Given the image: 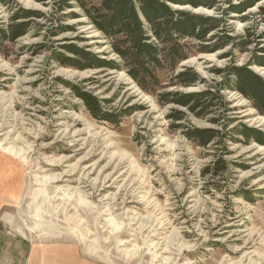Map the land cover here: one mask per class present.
Here are the masks:
<instances>
[{
    "label": "rangeland",
    "instance_id": "374dc122",
    "mask_svg": "<svg viewBox=\"0 0 264 264\" xmlns=\"http://www.w3.org/2000/svg\"><path fill=\"white\" fill-rule=\"evenodd\" d=\"M237 69L264 82V0H0V264H264V142L243 133L264 114Z\"/></svg>",
    "mask_w": 264,
    "mask_h": 264
},
{
    "label": "trees",
    "instance_id": "16d2710c",
    "mask_svg": "<svg viewBox=\"0 0 264 264\" xmlns=\"http://www.w3.org/2000/svg\"><path fill=\"white\" fill-rule=\"evenodd\" d=\"M111 2V1H110ZM114 2L111 3V6H113ZM123 3L125 4L126 2L123 1ZM110 5V3H109ZM126 5V4H125ZM123 6V10L119 12V14L121 16L126 14V10L127 8L126 6ZM110 6V7H111ZM109 7V8H110ZM156 7V5H155ZM160 8H151V7H146L143 10V14L145 16V18L149 21V22H154V18L155 16H157L158 14L161 13H168L167 11L164 10V6L160 5ZM166 10H168L166 8ZM169 11V10H168ZM132 12V11H131ZM129 13V17H128V21L129 23L127 25H125V29L126 30H130V28L132 26H137L138 30H140V28L142 27L141 21L139 19V15L136 11H133V13ZM171 11H169L170 14ZM158 13V14H157ZM186 17V21L184 22V26L186 27L187 30L193 31V33L195 32V27L202 21H206L204 20L201 16H193L191 14H184ZM119 16V15H118ZM23 29V28H22ZM23 32H20V34H22ZM192 33V34H193ZM17 36L19 35L16 34ZM144 50V53H147V56L151 57L153 60H155L154 55H156L157 51L155 48H152L150 46L147 45H142L139 48V51ZM87 56V55H86ZM96 60V59H95ZM234 74L235 76H237V89L244 94L245 96H247L248 98H250L251 100L256 102V107L264 114V82L258 78V76L254 75L253 73H251L250 71H247L245 69H237L234 70ZM185 75H181V78L184 77ZM196 80L195 75H193V78L188 81L183 83L184 86H190L191 84H193ZM180 96V104L184 105V106H188L190 105V103L192 102V98L194 96L192 95H185V94H178ZM86 102L87 106L92 109L94 108L93 106H96L93 103H90L93 100L95 101L96 99L92 98V97H88L87 95H80ZM196 107H192V110H195ZM93 110V109H92ZM244 135L246 138L248 139H255L256 141H258L259 143L264 142V136L254 130H249L246 129L244 130ZM214 134H216L214 131L212 130H200V129H196L194 130L193 133H191V138H194L195 140H197L201 145L205 146L207 145L209 142H211L214 139Z\"/></svg>",
    "mask_w": 264,
    "mask_h": 264
},
{
    "label": "crops",
    "instance_id": "0c3cea01",
    "mask_svg": "<svg viewBox=\"0 0 264 264\" xmlns=\"http://www.w3.org/2000/svg\"><path fill=\"white\" fill-rule=\"evenodd\" d=\"M5 174V173H4ZM0 175V210L5 208L6 200L8 199V192L6 191L5 185L7 184L8 180L5 175ZM10 193V192H9ZM71 254V253H70ZM68 254V255H70ZM65 254L64 252H58V254L53 251L49 253H44L42 249H36L29 258L28 264H88L78 260L76 253H74L71 257ZM90 264V263H89Z\"/></svg>",
    "mask_w": 264,
    "mask_h": 264
}]
</instances>
